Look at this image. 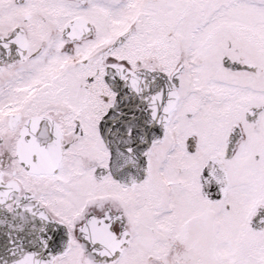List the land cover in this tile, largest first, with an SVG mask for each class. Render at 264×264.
<instances>
[{"label": "snow or ice", "instance_id": "6c2138e0", "mask_svg": "<svg viewBox=\"0 0 264 264\" xmlns=\"http://www.w3.org/2000/svg\"><path fill=\"white\" fill-rule=\"evenodd\" d=\"M0 264H264V0H0Z\"/></svg>", "mask_w": 264, "mask_h": 264}]
</instances>
